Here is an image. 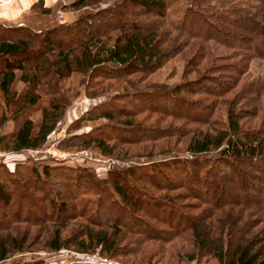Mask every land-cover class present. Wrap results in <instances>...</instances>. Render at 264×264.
Here are the masks:
<instances>
[{
    "label": "trees",
    "instance_id": "16d2710c",
    "mask_svg": "<svg viewBox=\"0 0 264 264\" xmlns=\"http://www.w3.org/2000/svg\"><path fill=\"white\" fill-rule=\"evenodd\" d=\"M94 1L59 2L58 8L76 13L55 23L33 25L26 13L0 18V123L13 121L0 133V149L45 144L66 105L56 88L64 73L83 74L84 94L95 97L113 87L104 81L149 74L191 38L213 41L229 53L203 68L210 75L186 78L183 72V80L170 86L124 85L71 126L104 122L61 139L62 148L90 147L103 154L117 153L116 143L159 142L160 152L148 155L146 163L118 165L105 178L90 167L48 158L27 156L12 170L0 163V260L24 248L28 230L15 226L8 232L23 222L46 231L44 244L53 251L72 245L108 255L139 253L147 260L155 253L142 247L147 240L183 237L188 245L172 252L185 262L209 256L216 264H264V76L238 82L248 59H264V0H187L177 21L167 18L175 0H112L86 9ZM54 4L36 0L29 12L49 15ZM163 23L176 32L167 47L160 36ZM177 33L184 39L175 41ZM198 43L186 60L192 70L208 52ZM16 72L25 84L19 91L12 88ZM241 99L248 101L239 104ZM218 104L225 106L222 120L212 118ZM38 105L40 115L33 120L30 112ZM259 110L262 122L247 123L244 118ZM151 116L153 122H144ZM175 143L189 156L168 153Z\"/></svg>",
    "mask_w": 264,
    "mask_h": 264
},
{
    "label": "rangeland",
    "instance_id": "374dc122",
    "mask_svg": "<svg viewBox=\"0 0 264 264\" xmlns=\"http://www.w3.org/2000/svg\"><path fill=\"white\" fill-rule=\"evenodd\" d=\"M63 0H56L54 3L56 5L53 7V12L49 15H40L36 13H32L27 11L25 14L26 20L33 25H39L49 22H56L58 19H70V17L75 16V10H72L69 7L58 8L59 2ZM112 0H96L94 2H90L89 6L86 9L92 10V8L96 9V7H103L109 4ZM64 2H68L67 0ZM187 0H175L169 4V8L167 9V18L169 20L177 21L180 18L183 8L186 6ZM61 11L62 17H59L58 12ZM72 11V12H71ZM24 17V18H25ZM175 30L169 29V26L166 23H163L161 26L160 36L162 41V45L164 47L169 46L170 38L175 34ZM184 39V36L177 35L175 36V41H181ZM199 42V43H198ZM179 42H176V44ZM200 44L204 49L207 48V54L202 58L197 65L196 70H192L194 66H189L186 63L187 57L191 55L193 49L192 48L196 44ZM32 43L30 42V45ZM182 46H180L181 48ZM231 51V50H230ZM229 53V49L214 43L213 41H209L208 45L206 41L199 40L198 37L191 38L187 45L183 46L178 53L166 59L158 68L149 74H129L121 77L120 80H117V83H113L114 81H104V83H111L113 87L107 92L101 93L95 97H89L84 94L83 84L86 83L84 81V75L78 71H70L68 73H64L59 80L56 81V88L62 92V100L66 103L64 107V112L57 122L55 128L48 134L47 140L42 147L35 149H24L22 151L14 152V151H5L0 149V163L3 164L8 170H12L15 162H23L25 157H41L48 158L46 160L49 161H57L69 166H85L93 169L94 174L98 178H105L107 176L108 170L114 168L118 165H129V164H137L140 162L141 164L149 161L150 156L153 157L154 153L160 152L159 142H151L146 141L143 143L144 147H140L138 145H129V144H120L116 143L113 147L114 149H120L117 153L112 154H103L96 149L85 147V148H62L61 146L65 143L61 142L62 138L69 137L74 134H78L84 131L89 130L94 125L98 123L104 122V119L99 120H83L80 122V125L73 129L72 120L77 118L81 113H83L87 108L95 103H98L104 100L106 97L120 92L124 87H131L130 84H133V88L138 87H155L158 84L164 85H173L183 80V72H185L186 78H193L197 75V73L204 70L210 63L211 60L220 56L227 55ZM54 53L49 55L47 58L52 59ZM216 62V61H215ZM245 73L242 74L239 84L247 81L249 79L255 78L256 76H264V59L253 57L247 60ZM202 69V70H201ZM211 72H206L203 74L210 75ZM19 72H16V78L12 84V88L15 91L21 90L25 84L22 80L18 78ZM46 79L43 80L45 82ZM84 82V83H83ZM50 85L51 82H48ZM48 96L42 97V102L45 103L46 98ZM2 102L3 100L0 99ZM248 100L241 99L239 104L247 103ZM40 105L37 108H34L30 112V117L33 120H37L40 115L39 110ZM225 106L218 104L215 108L212 118L224 119L225 117ZM248 109V108H247ZM146 113V112H144ZM261 110L257 112L254 117H245L247 123L251 122L254 125L262 122V114ZM144 114L142 113L140 117ZM154 116L147 118L144 122H153ZM181 122V121H180ZM179 122V123H180ZM109 123V122H108ZM162 123H166L165 121ZM13 121L11 118H8L3 123H0V133H4L9 131L12 128ZM198 125L199 127H207V125H199L193 123H187V126ZM108 131V128L105 129ZM170 139H174L170 138ZM159 145V146H158ZM172 146V144H170ZM181 146L180 143L174 144V149L170 150L168 153L172 152L179 156L188 157L189 154L183 149L179 148ZM179 149V150H178ZM177 151V152H176ZM150 155V156H148ZM52 159V160H51ZM51 163V162H50ZM147 189L151 190L154 193H157V190L152 188L151 186H146ZM176 191H181V189H177ZM184 208V207H183ZM32 209L33 213H38ZM187 211H193L192 208L185 207ZM79 221V220H78ZM53 224L49 227H52ZM18 228L19 232L27 231V236L25 238V242L23 244L24 248L21 250L14 251L10 253L6 258L0 260V264H25L26 262L32 264H106L108 261L113 264H216L215 261L209 256L198 257V259H193L185 262L183 259L181 260L179 256H173V252L175 249L180 246L188 245L189 241L183 237H174L166 242H161L157 240H147L144 242L142 247L145 250H153L155 253L151 254L147 260H142L139 258V253L131 254V255H108L102 253L98 248L89 251H83L75 249L72 245L68 247H61L58 250H50L44 244V239L46 237L47 232L38 226H30L26 223L20 222L13 224L11 228L8 230H13L12 227ZM48 227V228H49ZM26 228V229H24ZM172 253V254H171ZM171 254V255H170Z\"/></svg>",
    "mask_w": 264,
    "mask_h": 264
},
{
    "label": "crops",
    "instance_id": "0c3cea01",
    "mask_svg": "<svg viewBox=\"0 0 264 264\" xmlns=\"http://www.w3.org/2000/svg\"><path fill=\"white\" fill-rule=\"evenodd\" d=\"M35 1L36 0H0V18L21 19L22 15L30 10L29 7ZM55 1L56 0H43V4L49 6ZM73 18L74 16L70 17V20Z\"/></svg>",
    "mask_w": 264,
    "mask_h": 264
},
{
    "label": "built area",
    "instance_id": "2783aa9c",
    "mask_svg": "<svg viewBox=\"0 0 264 264\" xmlns=\"http://www.w3.org/2000/svg\"><path fill=\"white\" fill-rule=\"evenodd\" d=\"M64 1H66V0H63L62 2L65 3ZM67 1H68V0H67ZM62 13H63V12H61V11L58 12L59 17H62ZM106 264H113V263L110 262V261H108Z\"/></svg>",
    "mask_w": 264,
    "mask_h": 264
}]
</instances>
